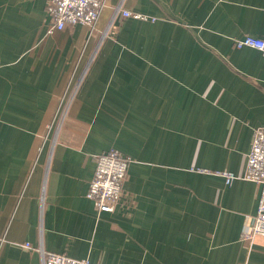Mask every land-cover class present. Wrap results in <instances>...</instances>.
<instances>
[{"label":"crops","instance_id":"crops-1","mask_svg":"<svg viewBox=\"0 0 264 264\" xmlns=\"http://www.w3.org/2000/svg\"><path fill=\"white\" fill-rule=\"evenodd\" d=\"M49 0H0V264L35 249L97 264H264L242 175L264 125V0H106L50 31ZM155 19L123 16L121 10ZM130 157L116 207L86 197L96 154ZM30 243L34 249L25 247Z\"/></svg>","mask_w":264,"mask_h":264},{"label":"built area","instance_id":"built-area-1","mask_svg":"<svg viewBox=\"0 0 264 264\" xmlns=\"http://www.w3.org/2000/svg\"><path fill=\"white\" fill-rule=\"evenodd\" d=\"M106 0H49L47 11L50 15V31L62 29L67 25L76 23L86 24L92 27L98 19ZM123 16H131L137 19H155V17L128 10H121ZM237 48L251 47L264 53V36L242 35L234 39ZM95 167L86 192V197L92 200L96 212L112 211L119 202L122 186L127 175L130 157L108 149L94 156ZM230 183L236 178L255 181L262 185V193L258 201L256 212L252 218L249 230L240 233L239 237L251 240L256 235L264 236V125L253 130L250 149L247 154L245 169L242 175L230 171L219 172ZM25 247L34 249L30 243ZM41 255L42 264H97L88 259H78L44 250L43 247L35 248Z\"/></svg>","mask_w":264,"mask_h":264}]
</instances>
